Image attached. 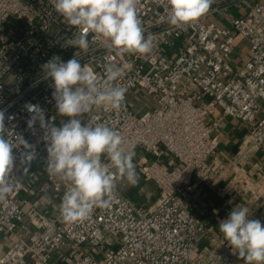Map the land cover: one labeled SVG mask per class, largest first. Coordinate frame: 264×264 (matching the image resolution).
Here are the masks:
<instances>
[{"label":"built area","instance_id":"built-area-1","mask_svg":"<svg viewBox=\"0 0 264 264\" xmlns=\"http://www.w3.org/2000/svg\"><path fill=\"white\" fill-rule=\"evenodd\" d=\"M167 9V0H138L141 26L153 36L149 54L119 53L91 33L89 50L77 53L101 81L106 64L123 68L122 107L79 118L122 134L135 153L137 184L155 186L156 198L146 204L137 184L117 178L109 207L67 223L58 210L67 184L48 173L44 130L39 121L28 129L24 105H40L56 126L68 120L57 112L42 65L54 56L73 58L78 49L65 40L77 30L55 11L54 0H0V110L5 127L36 152L30 165L21 164L23 146L13 149L12 175L22 187L0 201V264H235L228 242L204 243L208 227L186 197L194 178L213 186L222 176L219 158L228 154L217 128L225 118L245 129L233 164L264 152V0H213L205 15L184 25H172ZM240 41L249 55L237 63ZM136 92L155 104L136 110L130 102ZM27 183L36 194H49L51 207L22 197Z\"/></svg>","mask_w":264,"mask_h":264},{"label":"clouds","instance_id":"clouds-1","mask_svg":"<svg viewBox=\"0 0 264 264\" xmlns=\"http://www.w3.org/2000/svg\"><path fill=\"white\" fill-rule=\"evenodd\" d=\"M138 0H54L55 11L76 34L66 39L65 46L78 51L67 62L54 56L42 65L45 79L54 88L55 107L61 117L60 126L46 118L38 104L26 103L30 114L28 129L39 121L47 144V171L67 184L59 213L67 223L86 220L95 208L110 206V197L117 178L130 185L139 182L135 153L125 147L122 134L104 123L82 124V114L95 108L119 110L125 100L127 88L117 83L123 68L115 63L104 66L101 81L77 53L87 52L89 34L107 40L119 53L149 54L153 48L152 34H145L137 11ZM172 25L189 24L211 8L213 0H167ZM9 121L14 115L7 117ZM23 146L21 164L36 158L35 147L22 135L13 134L5 127V112L0 110V201L22 185L12 175L15 167L13 149ZM224 241L231 246L245 264H264V226L250 218L249 208L238 205L219 223Z\"/></svg>","mask_w":264,"mask_h":264},{"label":"crops","instance_id":"crops-1","mask_svg":"<svg viewBox=\"0 0 264 264\" xmlns=\"http://www.w3.org/2000/svg\"><path fill=\"white\" fill-rule=\"evenodd\" d=\"M248 55L246 43L240 41L234 51L236 62H244ZM152 101L149 98L138 99L137 92L130 96L131 104L138 111L144 109L147 103L152 104ZM217 131L221 135V150L228 154H221L219 158L222 170L224 168L222 176L213 186L194 178L186 197L189 208L207 225L209 231L204 243L210 245L227 242L219 231V223L238 205L247 206L250 218L259 220L264 226V152L258 150L250 158L233 164L232 160L239 153V145L245 134L244 126L237 119L227 117ZM27 184L22 197L29 196L31 204L39 208L51 207L49 194H36L34 187L29 186L31 183ZM136 189L142 192V201L146 204L152 202L158 193L156 187L150 184H137L134 191ZM235 264H245V261L237 254Z\"/></svg>","mask_w":264,"mask_h":264},{"label":"rangeland","instance_id":"rangeland-1","mask_svg":"<svg viewBox=\"0 0 264 264\" xmlns=\"http://www.w3.org/2000/svg\"><path fill=\"white\" fill-rule=\"evenodd\" d=\"M231 11L236 12V9H232ZM10 26H15V29H17V26L14 24L13 21L9 23ZM152 104H155V101H152Z\"/></svg>","mask_w":264,"mask_h":264}]
</instances>
